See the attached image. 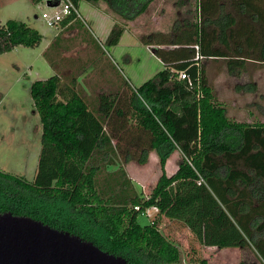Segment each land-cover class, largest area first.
<instances>
[{"label": "trees", "instance_id": "obj_1", "mask_svg": "<svg viewBox=\"0 0 264 264\" xmlns=\"http://www.w3.org/2000/svg\"><path fill=\"white\" fill-rule=\"evenodd\" d=\"M71 1L79 7L81 0ZM86 1H103L118 19L107 40L115 46L155 0ZM197 2L196 16L190 8L170 32L142 36L164 68L130 86L131 95L103 92L91 107L78 75L56 73L32 83L43 128L37 172L31 181L0 168V212L69 231L130 264H178L179 246L159 228L165 217L188 227L205 247L249 248L264 264V123L228 117L205 63L223 59L231 74L249 62L264 67V0ZM79 19L72 14L61 24ZM42 40L26 22L0 25V54ZM176 150L182 160L169 175L165 167ZM152 151L163 172L149 195L138 193L121 164L111 183L100 184L103 163L117 157L145 164ZM151 207L158 213L141 224L139 216Z\"/></svg>", "mask_w": 264, "mask_h": 264}, {"label": "rangeland", "instance_id": "obj_2", "mask_svg": "<svg viewBox=\"0 0 264 264\" xmlns=\"http://www.w3.org/2000/svg\"><path fill=\"white\" fill-rule=\"evenodd\" d=\"M197 3V0H157L148 14L132 26H125L117 45L110 46L107 40L116 22L110 16L112 12L103 11L106 5L103 1L96 4L81 0L78 9L82 18L63 27L61 23L49 26L42 17L44 12L52 11L46 0H0V25L10 19L23 21L43 35L39 46H17L0 54V168L31 181L36 175L43 128L31 95L33 82L56 73L64 79L78 75V89L84 91L91 107L103 92L131 95L130 86L140 87L164 68L152 47L142 41L143 32L138 34V28L146 34L160 30L170 32L190 8L196 16ZM206 67L218 102L226 106L230 119L264 123V117L260 116L264 113L263 66L249 62L242 71L231 74L225 60L210 59ZM252 83L256 85L253 90L247 88ZM243 85L247 87L242 89ZM154 155L153 151L146 164L136 161L126 164L116 157V161L102 164L98 180L100 184L111 183L112 170L121 164L138 193L149 195L163 172L159 158L156 161ZM178 157L174 152L168 159L167 174L177 169ZM138 169L141 172L138 173ZM157 213L155 207L149 208L139 216L140 223H150ZM159 228L179 246L181 260L178 264H263L249 248L232 252V248L203 246L179 221L164 217Z\"/></svg>", "mask_w": 264, "mask_h": 264}, {"label": "water", "instance_id": "obj_3", "mask_svg": "<svg viewBox=\"0 0 264 264\" xmlns=\"http://www.w3.org/2000/svg\"><path fill=\"white\" fill-rule=\"evenodd\" d=\"M0 264H130L94 242L31 216L0 212Z\"/></svg>", "mask_w": 264, "mask_h": 264}, {"label": "built area", "instance_id": "obj_4", "mask_svg": "<svg viewBox=\"0 0 264 264\" xmlns=\"http://www.w3.org/2000/svg\"><path fill=\"white\" fill-rule=\"evenodd\" d=\"M50 8L51 12H44L42 17L46 20L49 26H55L60 24L63 19L66 17L75 14L78 18H82L78 7H76L71 0H46ZM181 79H187L190 81L189 74L187 71L180 72ZM139 209L138 206L135 207ZM152 220V219H151Z\"/></svg>", "mask_w": 264, "mask_h": 264}, {"label": "crops", "instance_id": "obj_5", "mask_svg": "<svg viewBox=\"0 0 264 264\" xmlns=\"http://www.w3.org/2000/svg\"><path fill=\"white\" fill-rule=\"evenodd\" d=\"M156 1H157V0H155L154 2L151 3L149 9H148L143 15H141L140 17H138V18H137L136 20H134V21H130V22L128 23V25L132 26L131 24H134V22H137L138 20H140L141 18H143V16H145L146 14H148V12H149L150 10H152V8H153L152 6H153V4H155ZM104 4H106V3H104ZM102 5H103V4H99V6H102ZM106 6H107V5H105L102 9H103V11L106 12V14H109V13L107 12L108 10L106 9V8H107ZM106 10H107V11H106ZM110 16H111V18L113 19L114 22H116V23L118 22V19H117L116 17H114L112 14H110ZM160 31H163V30H160ZM140 32H141V33L143 32V35L146 34L144 31H142V29L140 30V29L138 28L137 33L140 34ZM153 32H154V31H153ZM160 47H161V46H160ZM162 47H163V46H162ZM165 47H166V46H165ZM167 47H168V46H167ZM170 48H172V47H170ZM205 63H206V62H205ZM238 70H239V69H238ZM228 72H229V71H228ZM235 103H236V101H235ZM225 107H226V106H225ZM226 109H227V108H226ZM251 116L254 117V116H256V115H253V114H252ZM260 116H261V117H264V113H261ZM235 121H239V120H235ZM154 152H155V155H154V156H155V160L157 161V160H158L157 158H159V157H156L158 154H157L156 151H154ZM152 153H153V151L150 153V155H151ZM173 153H174V152H173ZM175 153H178V154H179V157H178V158L180 159L179 162H178V165H179L180 161L182 160V153H181L180 151H178V150H176ZM149 157H150V156H149ZM170 157H171V156H170ZM167 162H168V161H167ZM145 164H146V163H145ZM177 168H178V166H177ZM176 170H177V169H176ZM176 170H175V171H176ZM175 171H174V172H175ZM139 172H141V171H139V169H138V173H139ZM174 172H173V173H174ZM137 175H138V174H137ZM140 179L143 180V178H141V177H140ZM158 179H159V178H158ZM144 181H145V180H144ZM149 181H150V180H149ZM157 181H158V180H157ZM140 183H142V182H140ZM155 184H156V181H155L154 185H155ZM157 212H158V211H157ZM240 249H242V248H240V247H233V248L231 249V251H232V252H236V251H238V250H240Z\"/></svg>", "mask_w": 264, "mask_h": 264}]
</instances>
